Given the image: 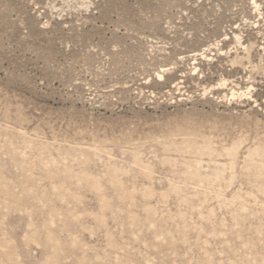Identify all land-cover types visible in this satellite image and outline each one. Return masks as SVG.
<instances>
[{
  "label": "rangeland",
  "instance_id": "rangeland-1",
  "mask_svg": "<svg viewBox=\"0 0 264 264\" xmlns=\"http://www.w3.org/2000/svg\"><path fill=\"white\" fill-rule=\"evenodd\" d=\"M0 264H264V0H0Z\"/></svg>",
  "mask_w": 264,
  "mask_h": 264
},
{
  "label": "bare ground",
  "instance_id": "bare-ground-1",
  "mask_svg": "<svg viewBox=\"0 0 264 264\" xmlns=\"http://www.w3.org/2000/svg\"><path fill=\"white\" fill-rule=\"evenodd\" d=\"M95 152L98 153V149L96 148L94 150ZM225 153L227 154V156H229L231 158V163L229 164L230 167H232L234 165V159L238 153V146L237 145H233L231 146L228 150L225 151ZM255 155L258 154V151H255L254 152ZM134 164L137 165L138 167L139 166V162H138V159H134ZM107 171H106V178L109 182V184L120 190V191H123L122 187H121V170L118 169L116 166H108L107 168ZM142 170V173L144 176L146 177H149L150 175V170L148 168H140ZM191 174L194 173V171H191L190 172ZM68 179L70 180H74L75 181V184H76V187L78 188H88L96 193H98V195H102L101 192H102V184H101V181L99 179V177H94L92 175H90L89 173H86V172H81L80 174L76 175V176H68L67 177ZM171 189L173 191H176L177 190V187L176 186H172ZM67 197L69 198H72V200L74 201H77V194L72 192L71 194H65ZM131 195V194H130ZM130 195L128 194L127 197L130 198ZM101 205H103V207H107L108 206V203H107V200L102 198L101 199ZM98 217V216H97Z\"/></svg>",
  "mask_w": 264,
  "mask_h": 264
}]
</instances>
